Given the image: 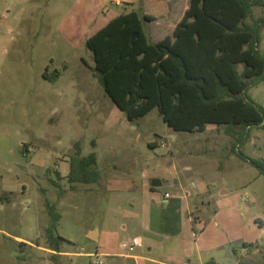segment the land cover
<instances>
[{
  "label": "rangeland",
  "instance_id": "374dc122",
  "mask_svg": "<svg viewBox=\"0 0 264 264\" xmlns=\"http://www.w3.org/2000/svg\"><path fill=\"white\" fill-rule=\"evenodd\" d=\"M191 4L0 0V264H133L113 254L149 246L152 256L172 249L191 264H264V175L249 162L264 161V127L175 132L157 108L130 122L94 75L140 65L150 43L174 40ZM263 17L254 7L247 23ZM247 96L264 107V81ZM91 153L99 180L70 183L71 159ZM154 179L163 186L152 190ZM47 204L60 215L61 253L49 249ZM185 221L184 249L163 242Z\"/></svg>",
  "mask_w": 264,
  "mask_h": 264
},
{
  "label": "trees",
  "instance_id": "16d2710c",
  "mask_svg": "<svg viewBox=\"0 0 264 264\" xmlns=\"http://www.w3.org/2000/svg\"><path fill=\"white\" fill-rule=\"evenodd\" d=\"M254 7L264 8V0H192L174 40L150 43L140 65L122 64L108 75H94L130 122L157 108L175 132H202L210 125L224 126L233 135L264 127V107L247 96L249 88L264 81V55L259 51L264 17L247 23L253 20ZM249 162L264 175V161ZM67 178L70 183H96V154L72 158ZM47 207L52 218L49 249L61 253L64 238L56 235L60 215L54 206Z\"/></svg>",
  "mask_w": 264,
  "mask_h": 264
},
{
  "label": "crops",
  "instance_id": "0c3cea01",
  "mask_svg": "<svg viewBox=\"0 0 264 264\" xmlns=\"http://www.w3.org/2000/svg\"><path fill=\"white\" fill-rule=\"evenodd\" d=\"M174 186H176V185H173V187ZM177 187L180 190L182 189V185L178 181H177ZM166 193H168V192H166ZM166 193H164V195L162 196V199L166 203L168 202L169 206L170 205L171 206H173V205L177 206L176 204H178L181 201L180 198L179 197H176V196H174V195L171 194L172 197L170 199H168V200H165L164 196H165ZM182 199H185V198L182 197ZM184 207L188 211V204H187V202H185ZM171 208H173V207H171ZM188 221L191 222V215H189V220ZM196 222L197 221H192V224H191V227L192 228L197 224ZM186 225H187V223L185 221L183 223L182 230H181V233L180 234H178V235H174V234L167 235V237H165L166 239L163 240V242H169L171 239H173V240H176V243L173 244V242H171V247L174 248V246L177 245L180 249H184L185 246L188 244L187 238L183 237V234H182V232H184L183 231V228ZM192 230H194V228ZM149 231L150 232H148V233L160 234L159 232L152 231L150 229H149ZM143 235L140 236V237H138L137 239L141 238L142 239L141 241L143 242V239H144ZM89 236L93 240H97L99 238L98 232H91ZM192 236L195 239H197V236L194 233V231L192 233ZM162 237H164V236H162ZM148 238L151 239L150 237H148ZM152 251H153V248L151 246H149L146 249V251L144 253H142V254L139 253L137 255H133V254L117 253V254H113V255H117L118 257L127 260V262L131 261V263H133V264H179L181 262L184 263V264H191L190 263V260L184 259L185 257H182L181 258L179 254H173L174 253V250H172V249H168L166 252L158 254V256H152ZM176 251L177 250H175V252ZM131 252H133V250ZM107 255H112V254L111 253H107ZM187 257L189 258L190 257V254H188Z\"/></svg>",
  "mask_w": 264,
  "mask_h": 264
},
{
  "label": "water",
  "instance_id": "95a60500",
  "mask_svg": "<svg viewBox=\"0 0 264 264\" xmlns=\"http://www.w3.org/2000/svg\"><path fill=\"white\" fill-rule=\"evenodd\" d=\"M137 38V34H134L131 38V44L133 45L135 40ZM163 186V181L160 180V179H154L152 180V183H151V187L153 189H158V188H161ZM207 264H215L214 262H210V263H207Z\"/></svg>",
  "mask_w": 264,
  "mask_h": 264
},
{
  "label": "built area",
  "instance_id": "2783aa9c",
  "mask_svg": "<svg viewBox=\"0 0 264 264\" xmlns=\"http://www.w3.org/2000/svg\"><path fill=\"white\" fill-rule=\"evenodd\" d=\"M171 197H172V196H171L170 193H166L165 196H164L165 200H168V199H170ZM132 250H133V246L130 247V251H132ZM90 256H93V257H99L97 254H93V255H90ZM95 264H103V262L100 261V262H97V263H95Z\"/></svg>",
  "mask_w": 264,
  "mask_h": 264
}]
</instances>
